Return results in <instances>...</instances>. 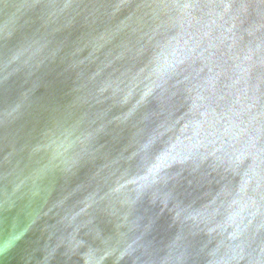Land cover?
Here are the masks:
<instances>
[{"label": "water", "instance_id": "1", "mask_svg": "<svg viewBox=\"0 0 264 264\" xmlns=\"http://www.w3.org/2000/svg\"><path fill=\"white\" fill-rule=\"evenodd\" d=\"M0 264H264V0H0Z\"/></svg>", "mask_w": 264, "mask_h": 264}]
</instances>
